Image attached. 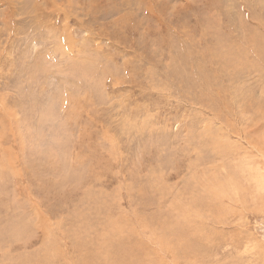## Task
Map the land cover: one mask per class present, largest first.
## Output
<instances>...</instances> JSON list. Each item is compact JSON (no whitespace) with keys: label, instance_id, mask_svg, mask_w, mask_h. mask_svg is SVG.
I'll use <instances>...</instances> for the list:
<instances>
[{"label":"rangeland","instance_id":"obj_1","mask_svg":"<svg viewBox=\"0 0 264 264\" xmlns=\"http://www.w3.org/2000/svg\"><path fill=\"white\" fill-rule=\"evenodd\" d=\"M0 264H264V0H0Z\"/></svg>","mask_w":264,"mask_h":264}]
</instances>
